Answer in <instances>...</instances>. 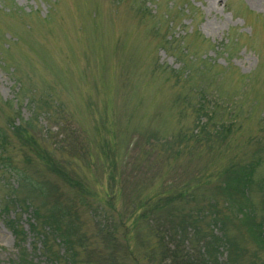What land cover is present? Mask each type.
I'll list each match as a JSON object with an SVG mask.
<instances>
[{"label": "rangeland", "instance_id": "1", "mask_svg": "<svg viewBox=\"0 0 264 264\" xmlns=\"http://www.w3.org/2000/svg\"><path fill=\"white\" fill-rule=\"evenodd\" d=\"M242 175L264 228V0H0V264H50L58 207L80 213L87 255L155 242L156 220L211 232L216 214L252 264L253 229L218 190ZM165 183L187 195L145 221Z\"/></svg>", "mask_w": 264, "mask_h": 264}, {"label": "trees", "instance_id": "2", "mask_svg": "<svg viewBox=\"0 0 264 264\" xmlns=\"http://www.w3.org/2000/svg\"><path fill=\"white\" fill-rule=\"evenodd\" d=\"M48 158L53 159L51 155H49ZM114 162L115 161L113 160V165ZM60 169L64 171L60 173L65 177L68 183H70L73 187L75 185L76 187L81 188V202H85L86 198L84 194H86V190L80 183L76 182V178L70 175L68 176L65 170L62 168ZM110 175L111 180H117V177L121 175V173L117 175L116 172L111 173ZM243 175L241 179L235 184L220 182L218 184V190L222 195V202L224 203L225 207H229V211L233 212L235 217L240 222L246 225L247 223H250V226L253 229V232H250V234L251 238L254 239V243L256 244L255 252L262 250L263 253H255V259L253 260L252 264H264V228L262 227V224H259L258 222L251 224L252 202L247 191V183L250 176L244 178ZM205 178V175L197 174L192 178V180L199 181L204 180ZM74 181L76 183H74ZM188 184H190V179L188 180ZM161 188H163V190L160 191L156 201L153 203H149V201L145 202V204H149L142 211L141 215L145 221H148L149 214L151 212L154 214L156 209L167 207L173 204V201L178 197H185L187 195V191H183V189H188L189 187L185 184L180 187V185L177 184L165 183L161 185ZM214 205L218 206V202H214ZM89 206L91 209L92 204ZM30 207H32L34 218L39 222L37 207ZM73 213L74 216L71 215ZM216 216V214L213 215L214 221L210 225L211 232L206 231L203 233H200L199 230L197 232L190 233L187 232L186 229L185 232H169L167 230V226L165 227L166 230H164L160 226V223L155 219L156 222H152L150 227L153 228L155 232V242L140 240L138 238L137 241L140 242L136 243L140 244L139 247H133L131 241H129V237L126 236V248L123 256H117L114 251L108 253L107 255L102 252V255L99 253L101 252L99 250L102 249L98 248L97 246L93 255H87L86 251H88V234L85 231V223L81 219L80 213L77 212L76 209H74L73 212V210H65L61 207H58L56 215L50 216V219H52L51 223H49L50 225L48 224L46 226L48 227L47 231L52 232L53 238H50L51 241L49 240L51 235H49L48 238L45 237L43 232L38 231L35 223L33 222L32 228L39 232V235H42L41 242L44 246L43 254L49 259L50 264H59L63 262L61 259H59L60 257L58 255L57 249L54 248L51 243L52 240L57 244H62L64 251L61 257L64 258L65 255L64 261H68V264H238L237 258L239 256V251L237 249L230 248L228 239H225V232H220L219 234L217 233L215 225L221 227L223 221L218 220V217ZM108 221L109 220H106V222ZM123 225L129 230L128 226L124 222ZM135 225L137 226V222ZM68 226L74 227V232H69V230L66 231ZM106 226V223L102 225L100 228L102 232L105 231ZM111 230L112 229L109 228L108 231L111 233ZM195 237L197 238L196 241L198 243V249L194 248L189 241V238L192 239ZM111 238H113V236H111ZM203 242H205V244H203ZM209 243L213 245V251L205 250V247ZM223 249L227 250V255L224 259L220 256ZM94 259L97 260L94 262Z\"/></svg>", "mask_w": 264, "mask_h": 264}]
</instances>
